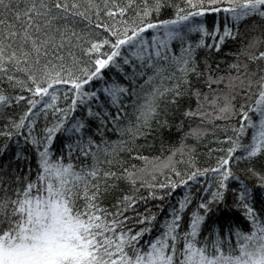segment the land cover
Wrapping results in <instances>:
<instances>
[{
    "label": "snow or ice",
    "instance_id": "1",
    "mask_svg": "<svg viewBox=\"0 0 264 264\" xmlns=\"http://www.w3.org/2000/svg\"><path fill=\"white\" fill-rule=\"evenodd\" d=\"M0 264H264V0H0Z\"/></svg>",
    "mask_w": 264,
    "mask_h": 264
},
{
    "label": "trees",
    "instance_id": "2",
    "mask_svg": "<svg viewBox=\"0 0 264 264\" xmlns=\"http://www.w3.org/2000/svg\"><path fill=\"white\" fill-rule=\"evenodd\" d=\"M237 48H238L237 44H228V45H226L224 47V53H222L220 57H217V59H221L222 58L225 61V63L220 65V71L221 72L227 71L226 63L232 59V57L225 55V53H227L229 51V49H232L233 51H235ZM213 67H215V63H213ZM207 140H211V137L209 136L207 138ZM207 140L201 141L196 146V154L198 156V161L197 162H198L199 166H205L206 163L211 162V161L208 160L206 152H207V147H211L213 145L208 144ZM164 141H165V144H164V154L165 155L167 154L168 150L171 147H174V146L178 147L179 146V136H178V134H175V133L169 134V133L165 132ZM187 143L191 145V144L194 143V141L189 139L187 141ZM160 148H161V142H160V139L157 138V140L154 143V147L151 150L145 149L144 151H145V154H149V152L151 154H159L160 153ZM177 158H179V154H177ZM133 163H139V162L138 161H133Z\"/></svg>",
    "mask_w": 264,
    "mask_h": 264
}]
</instances>
